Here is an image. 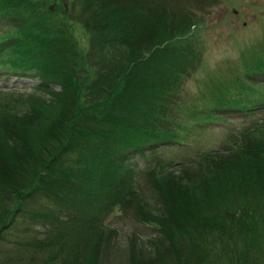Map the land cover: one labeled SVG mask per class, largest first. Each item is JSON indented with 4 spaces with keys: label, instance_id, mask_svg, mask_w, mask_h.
I'll list each match as a JSON object with an SVG mask.
<instances>
[{
    "label": "trees",
    "instance_id": "trees-1",
    "mask_svg": "<svg viewBox=\"0 0 264 264\" xmlns=\"http://www.w3.org/2000/svg\"><path fill=\"white\" fill-rule=\"evenodd\" d=\"M71 1L73 16L65 0H0V76L39 79L31 91L0 87V241L31 204L49 219L0 264H109L100 249L113 241L118 264H264V122L237 128L233 142L250 136L234 147L200 152L196 167L158 162L143 184L127 164L264 108L257 89L187 104L204 67L188 43L204 0ZM116 211L150 232L122 244L106 223Z\"/></svg>",
    "mask_w": 264,
    "mask_h": 264
},
{
    "label": "rangeland",
    "instance_id": "rangeland-1",
    "mask_svg": "<svg viewBox=\"0 0 264 264\" xmlns=\"http://www.w3.org/2000/svg\"><path fill=\"white\" fill-rule=\"evenodd\" d=\"M65 1L68 15L73 16L74 14L72 13L78 7L74 6L71 0ZM228 1L204 0L201 3L195 1L194 4L200 9L198 12L204 16V23L198 28L197 31L199 33L192 35L188 43L195 48L200 45L201 54L205 59L202 72L198 74L195 81L196 84L191 81L192 79H188L187 83L185 97L187 104L193 110V105L197 102L203 103L206 109L209 101L215 98L223 99L229 90L243 93L251 89H257L260 92H264V81L261 79L264 76V0H230L229 3ZM230 5H235L236 8L234 9L236 10H232ZM191 29H195L193 25H191ZM79 35L80 32L77 31V36ZM86 45L89 47L90 40L87 41ZM69 48V50L73 49L72 47ZM146 51L148 50L143 52L145 53ZM96 61L93 66L102 67L106 72L107 69L104 68L99 59ZM118 70L117 68H112L111 72ZM78 72L80 74L83 73L81 70H78ZM1 75L3 76V74ZM38 82L39 79L37 77L27 74L25 77L12 75L3 83L10 90L31 91L32 86ZM89 91L93 93V89L90 88ZM180 95H183V91L179 92L175 97H181ZM252 96L257 98L259 95L256 91H252ZM262 97L260 103L264 102V96ZM249 104L250 102H245L243 106ZM234 122L243 123L242 126H251L244 123L241 117L234 118ZM263 122L261 121L259 124ZM226 128L219 124H209L204 128L200 127L196 132L189 133V137L188 135L186 136L187 143H175L161 147V156L164 158L157 157L155 154L159 153L152 152V156L155 159L152 163L147 164L142 158H136L140 165L144 164L141 173L147 168L155 166L158 162L165 163V158L173 161H185L179 164L183 167H196V160L200 152L210 149L223 151L227 146H236L242 139L243 133H247L250 136V131H244L240 135V140L233 142L230 139L231 134H237L243 129ZM141 173L137 175V179L143 184ZM43 213L44 211L40 204H31L20 213L17 223L12 229L5 232V238L0 241V262L13 255L14 241L20 237L23 238L26 235L42 237L44 235V228L41 227L49 219H45ZM119 214V212L110 214L106 218V223L110 227L123 228L120 234L122 244H124L123 240L126 234L136 232L144 236L143 234L150 232V229L145 228L137 221L131 222L128 220V223H126V220L120 218L121 216H117ZM154 234H156V231ZM119 247L120 245L115 241L109 246H102L100 250L104 260L107 258L106 261H109V264H118L124 260V254H122V250L119 252ZM262 254L264 253L256 252L257 256ZM253 258L255 259V252L253 253Z\"/></svg>",
    "mask_w": 264,
    "mask_h": 264
}]
</instances>
